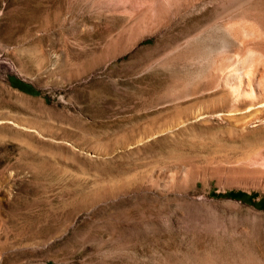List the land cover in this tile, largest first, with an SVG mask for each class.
Returning a JSON list of instances; mask_svg holds the SVG:
<instances>
[{
    "label": "rangeland",
    "instance_id": "obj_1",
    "mask_svg": "<svg viewBox=\"0 0 264 264\" xmlns=\"http://www.w3.org/2000/svg\"><path fill=\"white\" fill-rule=\"evenodd\" d=\"M141 1L0 0V264H264V114L85 127L97 105L205 79L188 40L210 41L229 0H178L137 41ZM230 1L220 24L263 49L264 0Z\"/></svg>",
    "mask_w": 264,
    "mask_h": 264
},
{
    "label": "bare ground",
    "instance_id": "obj_2",
    "mask_svg": "<svg viewBox=\"0 0 264 264\" xmlns=\"http://www.w3.org/2000/svg\"><path fill=\"white\" fill-rule=\"evenodd\" d=\"M185 1L184 3H186ZM193 1H196L199 5L204 4L206 0ZM135 4L130 3L129 5L131 12H128L132 14L130 19L132 23L139 20L144 24L140 25L138 22L132 24L128 38H134L137 41L142 39L144 35H148V32H155L153 31L155 27H159L163 22L165 23L169 15L181 7L178 0H142L138 7ZM216 11L217 17L214 23L216 33L214 37H211V40L209 38L210 41L204 38L206 41H203V38H200L198 34L197 38L193 37V39L188 40L190 42L200 41L204 47H208V50H200L201 52L193 54L191 57L189 56L190 59L188 58L190 66H195L197 69L202 67V71L206 69L205 74L203 73V78L205 79L197 84V87L192 90L175 89L176 91L174 92H172L173 90L170 92L166 91L163 93L164 95H160L159 86L151 84L153 86L142 89L140 91L142 93L138 94L137 97L131 95L115 100L112 99L113 101L111 100L107 106L103 104L97 105L94 114L95 122H85V127L103 126L112 131L123 128L125 135H129L140 127H145L144 129H147L148 126L151 127L172 113L179 116L190 114V117L183 119L177 125H184L185 122L190 120V127L194 129L204 123L199 122L200 119L206 121L212 116H221L222 112H235L236 115L234 113V116L240 115L244 119L254 113L263 115L264 66L262 64L264 63V48H256V43L258 42L256 40L260 39L261 41L262 37L248 36L249 38H245L233 36L228 29L229 27H224L220 24L221 19L232 15L233 10L230 0L222 8L218 9L217 7ZM175 13L173 12L172 14ZM141 26H144L143 32H141ZM165 58L161 56L158 60L161 62ZM149 103L153 105V108L149 109L147 107ZM107 114L114 118L104 120ZM222 117L225 116L222 115ZM246 121L247 123L249 122L248 119H245V124ZM175 126L159 130L156 134L161 133L162 135L166 130ZM206 126L211 128L214 125L207 124ZM156 134L147 137H155ZM147 137H142L137 142H143ZM160 142H163V140H160Z\"/></svg>",
    "mask_w": 264,
    "mask_h": 264
},
{
    "label": "trees",
    "instance_id": "obj_3",
    "mask_svg": "<svg viewBox=\"0 0 264 264\" xmlns=\"http://www.w3.org/2000/svg\"><path fill=\"white\" fill-rule=\"evenodd\" d=\"M231 196H235V197H244L245 194L244 193H237V194H233V193H229Z\"/></svg>",
    "mask_w": 264,
    "mask_h": 264
}]
</instances>
